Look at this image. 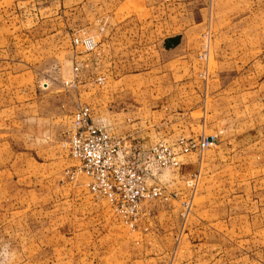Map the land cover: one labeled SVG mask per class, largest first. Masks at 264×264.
<instances>
[{
    "label": "rangeland",
    "instance_id": "374dc122",
    "mask_svg": "<svg viewBox=\"0 0 264 264\" xmlns=\"http://www.w3.org/2000/svg\"><path fill=\"white\" fill-rule=\"evenodd\" d=\"M44 1L0 0V107L12 86L38 106L74 110L79 105L77 75L69 53L92 50L83 51L72 39L90 36L97 46L104 35L100 28L114 26L115 19L105 24L100 13H76L69 28L57 23L35 30L32 23L21 24L19 13H34ZM132 7L135 17L124 18L123 24L127 44L146 42L151 39L144 30L148 11L141 4ZM163 35L156 32L155 39ZM204 45L207 56L199 59ZM195 59L200 101L194 112H186V126L189 133L211 136L213 142L196 152L187 181L174 177L168 191L141 201L134 221L148 217L157 237L165 233L162 240L153 239L155 251L162 252L143 258L144 232L133 236L121 227L103 199L93 197L79 181L69 183L73 180L65 172L54 192L43 179L26 173L23 180L16 170L5 174V184L0 175V264H264V85L252 84L256 91L251 96L231 91L228 100L210 90L225 83L215 80L218 69L208 37L202 38ZM34 116L28 115L31 127ZM245 129L254 130L260 140L244 153L231 154L226 141ZM66 132L60 130L57 142L62 152ZM11 141L12 153L24 150L17 139ZM159 183L168 184L164 178ZM9 205H20V212L10 210L8 217Z\"/></svg>",
    "mask_w": 264,
    "mask_h": 264
},
{
    "label": "crops",
    "instance_id": "0c3cea01",
    "mask_svg": "<svg viewBox=\"0 0 264 264\" xmlns=\"http://www.w3.org/2000/svg\"><path fill=\"white\" fill-rule=\"evenodd\" d=\"M134 4H141L148 11L143 28L151 39L127 44L129 38L125 35L124 18L135 17V13H130ZM76 13L79 16L100 13L105 24L115 19L114 26L100 28L104 35L91 52L69 53L71 70L77 75V100L79 105L89 107V121L118 141L120 159L139 164L146 186H157L164 192L174 177L181 182L187 181L194 166L192 162L198 155L196 152L206 148L198 149V141L209 137L189 133L186 126V112H194L200 101L196 51L202 38L208 37L218 69L215 80L225 83L220 89L211 86L215 95L229 100L231 91L233 94L249 92L247 96H251V92L256 91L252 84L262 89L264 0H47L35 8L34 13L19 14L23 17L21 24L32 23L37 30L43 24L54 28L52 24L57 23L69 28ZM156 32L164 33L160 40L155 39ZM170 37H177L178 42L166 48L164 41ZM35 102L37 100L28 101V95L20 87L17 92L10 86L1 103L0 175L3 183H6L5 174L15 175L18 170L23 180L26 173L31 174L40 182L43 179L42 183L51 184L48 188L56 192L57 179L65 172L66 177L73 180L69 183L79 181L86 188L87 179L83 175L68 177L67 173L77 161L57 148L60 130L70 128L74 110L70 112V107L65 110L63 105L57 104L41 107ZM30 114H35L32 127L28 124ZM248 130L226 141L230 144L231 154L244 153L260 140L254 130ZM12 138L17 139V144L24 150L12 153ZM179 139L190 143L188 152L180 153ZM159 143L175 154L176 165L160 168L148 157L150 148ZM160 178L168 184L161 185ZM19 206L5 207L8 217H11L10 210L19 209L20 212ZM147 220L145 217L133 227L120 221L118 224L132 231L133 236L139 231L144 232L140 238L142 257L149 259L162 250L155 251L153 239L157 236ZM163 236L157 238L162 240Z\"/></svg>",
    "mask_w": 264,
    "mask_h": 264
},
{
    "label": "built area",
    "instance_id": "2783aa9c",
    "mask_svg": "<svg viewBox=\"0 0 264 264\" xmlns=\"http://www.w3.org/2000/svg\"><path fill=\"white\" fill-rule=\"evenodd\" d=\"M72 42L85 52L93 50L97 43L90 36L75 37ZM207 50L208 46L204 45L198 58H205ZM89 113L87 105H78L71 114L64 146L77 164L67 173L68 177L83 175L87 179L88 192L95 198L103 199L120 222L132 227L139 214L140 202L161 196L163 189L146 186L139 164L120 159L118 141L112 140L102 127L93 125L89 121ZM212 142L213 137H203L197 147L203 149ZM177 144L180 153H186L191 148L184 139H179ZM148 157L160 168L177 163L170 148L160 143L150 148Z\"/></svg>",
    "mask_w": 264,
    "mask_h": 264
},
{
    "label": "water",
    "instance_id": "95a60500",
    "mask_svg": "<svg viewBox=\"0 0 264 264\" xmlns=\"http://www.w3.org/2000/svg\"><path fill=\"white\" fill-rule=\"evenodd\" d=\"M177 42H178V38H177V37L167 38V39L164 41V46H165L166 48H169V47H171V46H174Z\"/></svg>",
    "mask_w": 264,
    "mask_h": 264
}]
</instances>
